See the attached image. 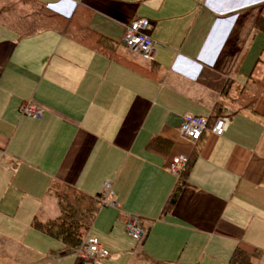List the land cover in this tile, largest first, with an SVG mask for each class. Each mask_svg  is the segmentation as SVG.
Instances as JSON below:
<instances>
[{
  "label": "crops",
  "instance_id": "0c3cea01",
  "mask_svg": "<svg viewBox=\"0 0 264 264\" xmlns=\"http://www.w3.org/2000/svg\"><path fill=\"white\" fill-rule=\"evenodd\" d=\"M36 1L86 15L127 62L56 32L19 39L0 25V221L27 214L22 226L34 231V219L60 214L55 183L91 197L109 183L114 206H102L88 234L108 256L84 263L58 242L60 261L230 264L244 243L264 264V32L256 26L264 0ZM137 19L152 25L154 63L125 47L126 26ZM128 62L156 70L149 76ZM26 103L42 117L22 116ZM218 105L231 119L223 137H181L184 117L211 120ZM154 138L159 144L148 149ZM193 153L177 202L164 212L179 184L166 168ZM50 196L57 209L46 212ZM133 217L143 223L139 241L126 233Z\"/></svg>",
  "mask_w": 264,
  "mask_h": 264
},
{
  "label": "trees",
  "instance_id": "16d2710c",
  "mask_svg": "<svg viewBox=\"0 0 264 264\" xmlns=\"http://www.w3.org/2000/svg\"><path fill=\"white\" fill-rule=\"evenodd\" d=\"M0 25L14 32L19 39L31 37L41 32H56L112 60L126 61L118 55L116 44L91 30L88 26L86 15H80L78 11H75L71 16H65L36 0H0ZM256 26L264 32V6L257 19ZM128 64L137 71L149 76H152L156 70L155 64L152 65L150 70H146L131 62H128ZM258 86L259 84H256V90ZM244 90H241L242 94L240 96L242 97L245 96L243 94ZM249 96L252 98L253 95ZM216 112L217 115L210 120V123L221 117V105L216 107ZM159 142V139L154 138L149 143L148 149L155 148ZM195 159L196 154L193 153L182 177L179 179V184L167 202L164 212H169L177 202ZM51 191L57 200L59 216L45 222L34 219L32 227L48 238L59 242L62 245L60 252L65 254L75 253L89 236V231L102 208L101 195L91 197L72 186L60 182L52 185ZM262 257L258 250L241 243L238 245L230 264H258ZM154 264L177 263L156 261Z\"/></svg>",
  "mask_w": 264,
  "mask_h": 264
},
{
  "label": "built area",
  "instance_id": "2783aa9c",
  "mask_svg": "<svg viewBox=\"0 0 264 264\" xmlns=\"http://www.w3.org/2000/svg\"><path fill=\"white\" fill-rule=\"evenodd\" d=\"M152 25L147 19H137L126 26L124 34L125 47L135 55L140 56L146 61L153 62L156 57V43L150 35ZM21 115L30 119L38 120L43 115V110L32 103H26L20 108ZM231 123L229 117H219L210 123V120L204 117L187 115L183 119L179 133L182 138L197 143L207 132L216 137H223ZM189 162V158L184 155L176 156L166 168L169 174L182 177L183 172ZM105 191L101 195L102 206H114L110 200L112 192L110 184L105 183ZM126 233L134 240H141L144 236L143 223L138 218H129L125 225ZM77 259L84 263H94L108 256L106 250L100 245L95 237L88 236L81 247L75 252Z\"/></svg>",
  "mask_w": 264,
  "mask_h": 264
},
{
  "label": "rangeland",
  "instance_id": "374dc122",
  "mask_svg": "<svg viewBox=\"0 0 264 264\" xmlns=\"http://www.w3.org/2000/svg\"><path fill=\"white\" fill-rule=\"evenodd\" d=\"M54 202L55 198L50 196L44 211L57 209ZM26 215H19L22 221L19 223L13 219L0 221V264H74L77 261L76 258L60 261L56 252L60 244L35 230L25 229L22 223L28 221Z\"/></svg>",
  "mask_w": 264,
  "mask_h": 264
}]
</instances>
